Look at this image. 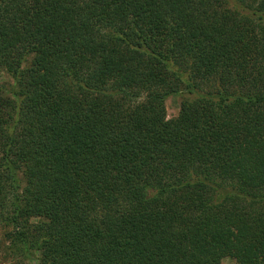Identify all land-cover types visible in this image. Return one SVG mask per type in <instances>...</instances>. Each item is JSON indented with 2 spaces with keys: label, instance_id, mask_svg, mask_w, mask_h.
I'll use <instances>...</instances> for the list:
<instances>
[{
  "label": "trees",
  "instance_id": "1",
  "mask_svg": "<svg viewBox=\"0 0 264 264\" xmlns=\"http://www.w3.org/2000/svg\"><path fill=\"white\" fill-rule=\"evenodd\" d=\"M0 69L28 260L264 264V0H0Z\"/></svg>",
  "mask_w": 264,
  "mask_h": 264
},
{
  "label": "rangeland",
  "instance_id": "2",
  "mask_svg": "<svg viewBox=\"0 0 264 264\" xmlns=\"http://www.w3.org/2000/svg\"><path fill=\"white\" fill-rule=\"evenodd\" d=\"M10 82L7 75L0 69V85H8ZM214 86V83L211 85ZM181 98L179 95H173L165 102L166 119L175 118L180 109ZM10 216L8 208L0 210V264H35L22 255V246L12 240L13 234L11 226L7 224V218ZM35 222V220H32ZM221 264H235L231 258H224Z\"/></svg>",
  "mask_w": 264,
  "mask_h": 264
}]
</instances>
